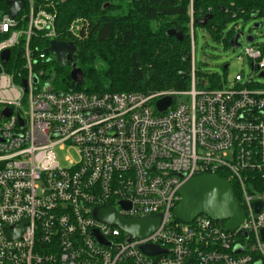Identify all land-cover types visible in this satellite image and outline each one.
<instances>
[{"label":"built area","instance_id":"built-area-1","mask_svg":"<svg viewBox=\"0 0 264 264\" xmlns=\"http://www.w3.org/2000/svg\"><path fill=\"white\" fill-rule=\"evenodd\" d=\"M81 26L80 19L70 23L72 37ZM34 33L55 39L52 1L24 0L14 17L0 10V53L23 39L25 69L6 72L10 57L0 59V264H264V82L253 81H264V43L245 48L246 78L237 72L210 87L197 78L191 26L186 89L54 92L33 72ZM164 96L170 103L159 111L155 102ZM64 146L78 157L67 167L55 155ZM205 173L234 183L244 212L234 230L204 214L189 223L172 216L179 188ZM105 204L123 217L160 212L162 219L148 236L130 238L93 217ZM22 220L10 238L7 229ZM144 244L160 252L146 254Z\"/></svg>","mask_w":264,"mask_h":264},{"label":"trees","instance_id":"trees-1","mask_svg":"<svg viewBox=\"0 0 264 264\" xmlns=\"http://www.w3.org/2000/svg\"><path fill=\"white\" fill-rule=\"evenodd\" d=\"M51 1L55 12V40L74 43L76 50L72 62L82 71V82L72 81L70 66L60 65L54 53L46 51L50 40L34 33L28 43L34 61L33 72L42 79H49L52 91L149 92L188 87L189 0ZM0 10L7 11V0H0ZM192 11L194 25H198L196 18L211 14L200 26L218 38L228 20L246 19L252 12L264 16V0H193ZM77 19L82 21V26L79 36L74 38L69 25ZM170 28L181 31L182 38L168 36L166 31ZM233 34V29L226 34V44ZM22 40L10 49V59L3 65L6 72L25 74L24 58L19 49ZM262 51L264 54V49ZM40 53L51 59H39ZM200 76L209 80L210 87L221 86L216 73ZM231 186L240 203L233 182Z\"/></svg>","mask_w":264,"mask_h":264},{"label":"water","instance_id":"water-1","mask_svg":"<svg viewBox=\"0 0 264 264\" xmlns=\"http://www.w3.org/2000/svg\"><path fill=\"white\" fill-rule=\"evenodd\" d=\"M48 2L50 0H35ZM24 7V0H7V14L9 17L16 16ZM211 17L210 13L203 15L201 18H196L195 23L204 25ZM259 23H254L253 27H258ZM168 36H173L180 40L182 32L176 28H170L166 31ZM241 32L234 33L228 40V44L237 47L239 42L237 39ZM252 36L248 35L246 39L252 40ZM76 47L72 41H60L52 39L49 41V46L46 51L52 52L55 55V60L62 66L69 65V77L72 81L79 84L82 82V71L72 62V55ZM9 49H4L0 53L2 63H5L9 58ZM260 75L264 77V72ZM36 82V78L33 79ZM23 90H26V81L20 82ZM170 103V97L164 96L156 100L155 106L157 110L163 111ZM4 115L9 116L10 109L3 111ZM19 122L22 120L19 118ZM179 200L172 208V216L184 223L191 222L196 216L204 214L213 220H225L226 230H234L244 219V212L241 210L238 201L235 199L233 189L229 181L221 178L215 173H205L194 176L186 181L178 190ZM122 206L126 207L127 203L122 202ZM259 204H257L258 209ZM93 217L101 222L115 225L119 229L128 233L130 238H144L151 234L160 224L162 213L145 215L140 217H123L120 216L109 205L94 207L91 211ZM25 224L22 220L7 229V234L10 238L17 236ZM261 239L264 241V226L260 230ZM101 241V239L99 238ZM108 243V242H107ZM141 250L146 254H154L160 252V249L151 244H144Z\"/></svg>","mask_w":264,"mask_h":264},{"label":"rangeland","instance_id":"rangeland-1","mask_svg":"<svg viewBox=\"0 0 264 264\" xmlns=\"http://www.w3.org/2000/svg\"><path fill=\"white\" fill-rule=\"evenodd\" d=\"M254 23H259L258 27H253ZM194 46L193 57L195 69L198 72L197 78H202L201 74L216 73L221 82L224 78L231 79L235 73H241L246 78L251 73L249 61L245 55V48L252 44L264 43V19L258 17L236 18L228 20L221 31V36L215 38L206 28L192 23ZM190 30V21L188 22ZM234 27H239L241 35L238 38L239 46L233 47L225 43L224 38ZM253 37V43L247 41L246 37ZM190 47V39L188 40ZM226 66L224 69L223 67ZM254 82L262 84L261 78L255 77ZM164 90V89H160ZM56 160L62 167L69 166V160L76 161L77 153L73 147H56Z\"/></svg>","mask_w":264,"mask_h":264},{"label":"bare ground","instance_id":"bare-ground-1","mask_svg":"<svg viewBox=\"0 0 264 264\" xmlns=\"http://www.w3.org/2000/svg\"><path fill=\"white\" fill-rule=\"evenodd\" d=\"M50 1H51V0H50ZM189 21H190V18H189ZM193 22H194V20H193ZM193 22H192V23H193ZM196 24H197V23H196ZM191 26H192V24H191ZM191 26H190V27H191ZM192 28H194V27L192 26Z\"/></svg>","mask_w":264,"mask_h":264},{"label":"crops","instance_id":"crops-1","mask_svg":"<svg viewBox=\"0 0 264 264\" xmlns=\"http://www.w3.org/2000/svg\"><path fill=\"white\" fill-rule=\"evenodd\" d=\"M9 57H10V54H9ZM9 59V58H8ZM8 61V60H7Z\"/></svg>","mask_w":264,"mask_h":264}]
</instances>
